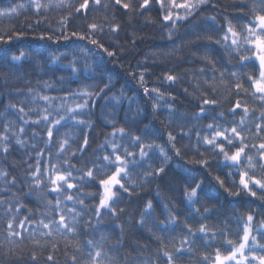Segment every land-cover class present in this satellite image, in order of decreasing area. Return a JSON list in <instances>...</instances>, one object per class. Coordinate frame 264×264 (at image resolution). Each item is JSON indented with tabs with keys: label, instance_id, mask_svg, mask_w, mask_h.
<instances>
[{
	"label": "snow or ice",
	"instance_id": "obj_1",
	"mask_svg": "<svg viewBox=\"0 0 264 264\" xmlns=\"http://www.w3.org/2000/svg\"><path fill=\"white\" fill-rule=\"evenodd\" d=\"M112 2L116 6H122L124 10L138 14L148 11L153 4L158 5L162 12V22L171 25L168 29V38L171 39L177 25L196 15L209 0H183L182 3H177L176 0H140L136 9L133 8L131 0ZM91 5L99 7L102 0H91ZM91 5L90 0H83V3L74 8L71 0H48L47 3L42 0H27L26 4L16 2L0 7V18L10 19L27 11L40 17L53 7L67 8L68 14L59 20V29L42 31L33 39L55 41L57 46L60 40L68 44L87 40L102 50L100 56L90 55L86 48L74 49L71 54H45L46 49L34 50L35 55L31 56V59L35 60L36 67L40 68L42 74H48L44 72V66L47 65L52 74L61 71L68 75H61L54 80L37 81L39 87H28L26 92L16 89L8 93L24 96L25 99L15 103L9 101L4 110L0 111V118H5L0 130V207L4 208V215L10 217L5 222L6 238L10 241L17 238L22 240L24 232H28L29 236L38 234L48 241L59 235L65 241L66 250L70 248L73 252L68 256L67 264H180L185 253L193 251L197 239L208 238L214 243H221L216 239L221 236L225 239L221 247L216 249L214 258L205 255V261L211 258L212 264H264V222L257 227L251 212L247 214L242 227L237 228L236 240L226 237L229 231L227 220L219 231H214L206 223L197 221V217L206 220L215 209L202 203L211 198L210 192L205 190L204 180H198L194 171L189 168L182 169L185 181V219L177 217L172 210L176 206L169 201L172 203L171 208L168 203L161 202L166 218L160 220L153 201L148 200L141 208L135 225L138 230L147 231L149 238L157 245L156 251L151 253L147 250L149 245L136 242L132 251L122 257L114 254L124 248L129 231L125 223H120L125 209L120 208L119 204L125 195L130 198L135 195L138 198L152 180L162 174L166 175V169L173 156L184 158L188 152H192L199 156V159L193 158L189 163L207 170L209 174L213 165L217 170L228 169L224 176L228 177L230 186H226V180L217 174L213 177L215 184L210 186L212 190L223 189L229 196L244 194L264 202V0H252V18L242 26L241 31H237L238 26L229 21L223 36L214 40L229 57H239L241 68L258 61V75L220 70L216 67L217 62L205 50L201 60L210 66L212 77L209 79L205 76V68L196 69L191 77L195 81L193 91L190 93L188 88L182 89L186 96L196 101L197 111L180 112L174 107V96L169 94L165 97L160 88L145 86V76L151 74L147 69L133 73L139 77L138 83L142 87L144 97L152 102L154 117L161 111L166 112L167 115L162 121L164 127L177 129L175 134L171 130L167 131L163 143L157 142L160 139L159 130L152 126L151 121L140 128L139 135L132 134L125 127H116L118 110L125 101L128 105L124 114L125 124L141 123L145 109L137 103L135 93L131 96L126 93L125 86H121L118 94L114 91L115 83L105 69L103 54L113 58L116 51L109 50L98 38H94L104 34V25L93 22L87 25V34L77 31L66 34L73 16L85 15L91 10ZM103 6L107 8L108 5ZM203 19L206 25H213L216 21L215 16H206ZM41 22V19H37L34 24L38 26ZM119 28V24L108 25V31L113 34L118 33ZM27 30H33L32 23L27 24ZM206 31L210 32L211 29ZM22 36V32L15 34L16 39H21ZM197 38L213 41L210 34ZM12 39L13 37L9 36L5 40V37L0 35V41L4 43H10ZM29 58L30 54L24 51L9 56L8 49L0 50V62L5 66H14L15 62ZM65 60L66 64L63 63ZM138 66L144 67L143 64ZM217 72L219 84L228 89L229 96L233 91L237 96L241 92L245 95L251 94L261 106L258 109L259 116L256 115V110L250 109L240 99L235 101L227 113L215 111L221 106V100L210 97L208 92L210 91L213 97L219 92ZM185 74L187 73L168 72L163 75V80L174 86L183 83ZM226 76L229 80L225 79ZM245 79L250 85L249 88L244 87ZM230 81H234L231 87ZM72 84L77 87L71 88ZM202 84L207 90L202 88ZM41 88L45 91L62 92L63 95L45 94ZM169 100L171 102H168ZM133 104L136 105L135 109ZM98 106L106 110L105 124L113 130L106 134L105 140L93 151L92 156L84 160L82 166L77 167L71 161L78 160L90 147L89 132L95 127L91 117L94 115L93 109ZM238 111L239 119L236 118ZM10 115H14L15 119H9ZM204 120L209 122L204 124ZM187 121L191 123H184ZM69 125L72 129H79L77 135L73 136L70 131L60 132L61 128H67ZM28 129H31V132ZM255 138H259L261 142H247ZM185 140L187 142L182 143ZM14 148L28 152V160L35 161L34 164L28 160L22 161L25 167L19 179L17 176L10 177L5 167L8 164L7 156ZM53 148L56 149L55 152L52 151ZM98 152L102 155H98ZM170 152L172 155H169ZM10 166L17 168L20 164ZM74 172L79 175H73ZM135 173L140 174L139 180L133 179ZM236 176L239 177L238 182L234 179ZM93 187L98 191H84L85 188ZM21 188L27 189L23 195L19 192ZM137 188L141 191L137 192ZM34 194L40 206L39 218L33 220L32 216L36 213L28 209V215L19 219V213L26 210L23 201ZM50 196L54 199H50ZM86 200L93 203L88 204ZM196 205L200 207H195ZM261 207H264V204ZM105 215L112 218V224L104 222ZM189 220L199 223V226L194 228L193 224L188 223ZM241 220L238 216L234 223L240 226ZM81 231L91 238L81 241ZM173 233L178 234V242L177 235ZM201 233L204 234L203 237L199 235ZM34 243L38 247H44L40 245L39 240ZM205 243L207 244V240ZM49 246L53 252L58 249L56 243ZM222 248L225 249L223 252ZM65 254L67 255V251ZM30 259L36 264L39 257L36 252H32ZM46 264H56L53 254L47 255Z\"/></svg>",
	"mask_w": 264,
	"mask_h": 264
},
{
	"label": "trees",
	"instance_id": "obj_2",
	"mask_svg": "<svg viewBox=\"0 0 264 264\" xmlns=\"http://www.w3.org/2000/svg\"><path fill=\"white\" fill-rule=\"evenodd\" d=\"M27 3V0H0V7H6L9 3ZM42 2L47 3L48 0H42ZM123 2H129V0H123ZM133 8L139 7L140 0H131ZM177 3H182L183 0H176ZM73 8L83 3V0H71ZM107 4V8L103 5ZM91 5V0H90ZM252 5V0H209V2L203 6L199 12L190 18L187 22L181 21L177 25V30L173 34L172 38H168V29L171 25H167L162 22V12L159 10V6L153 4V6L146 12L137 13L135 11L129 12L128 10L122 9V6H116L112 0H102V5L97 7L91 5V10L85 15H74L72 20L68 25L66 34H70L71 31H77L87 34V25L89 23H100L104 25L105 31L103 35H98L94 38H98L105 47L109 50L115 49L116 56L109 58L106 53L103 54L105 61V69L107 73L111 74L113 81L115 83L114 91H117L121 86H125L126 93L131 96L134 93L137 96V103L140 104L142 108L145 109L144 118L139 124H125L124 114L125 109L128 105L125 101L120 109L118 110V115L116 119L118 123L116 127H125L127 130L132 132L134 135L140 134V128L144 124H151L154 128L159 130L158 135L160 139L157 140L158 143H163L166 139L167 131H177V129H166L162 121L167 115L166 112H159L153 115L151 108V100H148L143 95V90L141 85L138 83V75L134 76L133 73H139L147 69L151 74L145 76V81L147 82L145 86L152 88L158 87L162 92L165 93V97L169 94L174 96L175 104L174 107L179 109L180 112L192 113L197 111L196 101L191 97L186 96L182 89L188 88L189 92L193 91L192 74L196 69L205 68V76L211 78L213 73L210 70V66L201 60V55L205 50L208 51L211 58L215 60L216 67L220 70L227 69L228 72L240 71L246 74L255 73L258 75L259 64L258 62L249 63L246 67L241 68L239 63V57L234 55L229 57L223 50L222 46L214 43L215 39L223 36L228 22L230 21L236 28L237 31L242 30V26L246 25L252 18V13L250 11ZM69 9L67 8H51L47 12L41 14L40 17L32 15L31 11H27L22 15L14 18H0V35L5 37V40L9 36L13 39L10 43H4L0 41V50L8 49V55L19 54L20 51H24L30 54L28 60L22 59L21 61L15 62L14 66H5L4 63L0 62V111H3L6 104L11 101L12 103L18 100L25 99L24 96L8 95L10 92H14L16 89H21L27 91L28 87L37 88V81H46L49 79H56L61 75H68L66 72H55L52 74L49 71L47 65L44 66V72L48 74H42L40 68L36 67L34 59L31 56L35 55L34 50H45L47 53L59 54L66 52L71 54L74 49L86 48L88 49L90 55L100 56L101 51L96 46L92 45L89 41H78L75 44H68L66 41L60 40L59 46H57L55 41H39L33 39V37L39 35L40 32H47L51 29H59V20L61 17L68 14ZM183 14V13H181ZM215 16L216 21L213 25H206L204 23V17ZM107 17V21H105ZM41 19L42 22L37 26L34 21ZM27 21V22H26ZM33 24V30H27V24ZM109 24H119L120 28L118 33L113 34L108 31ZM207 29H211L207 32ZM17 32H22L23 36L21 39H16L15 34ZM206 34H210L213 37V41H208L206 39H198L197 37H203ZM67 45V46H65ZM64 64L67 60L63 61ZM139 64H143L144 67H139ZM55 67V66H52ZM171 72L172 74H184L183 83L170 86L166 81L163 80V75L165 73ZM217 84L219 86V92L213 97L212 93L209 91L208 94L212 98L221 100V106L216 108V112L227 113L228 109L233 106L237 99L245 102L250 109L256 110V115L259 116V108L261 107L259 103L251 96V94L245 95L243 92L239 96L233 91L232 95L229 96L228 89L219 84V73H216ZM229 80V77H225ZM7 81V82H5ZM26 81H30V84H26ZM234 83L230 81L229 86ZM202 88L206 89L205 85H201ZM76 84H72L71 88L75 89ZM244 87L249 88L250 85L247 80H244ZM45 94L57 96L63 95L62 92L57 91H45ZM228 97V99H224ZM168 102H171L170 100ZM42 104V102H41ZM31 107V105H29ZM111 105H109V108ZM136 105L133 104V109ZM27 110V109H26ZM94 115L91 117L95 124V127L89 132L90 147L88 151L83 156L79 157L78 160H72L71 163L76 164L77 167L82 166V162L92 156L94 150L103 143L106 134L112 132V127L106 126L104 116L106 115V110L97 107L93 109ZM9 119H15L14 115H10ZM34 118V117H33ZM239 119V111L236 117ZM5 118H0V130H2V124ZM209 121L204 120L203 123L207 124ZM184 123H191L187 121ZM31 132V129H28ZM70 131L73 136L77 135L79 129H72L69 125L67 128H61L60 132L64 133ZM87 131V129H85ZM264 135V134H262ZM82 143V140L80 141ZM187 141H182L186 143ZM195 142V135L193 134V143ZM248 143L258 144L261 142L259 138L250 139ZM42 146V145H41ZM180 146L179 144L177 145ZM76 147V145H74ZM55 148L52 149L55 152ZM203 151V149H201ZM102 155L101 153H97ZM254 154V153H251ZM169 155H172L170 152ZM29 153L21 149H13L11 153L7 156L8 164L5 165L10 177H19L23 174L25 165L22 163L24 160H28ZM193 158L199 159L192 152H188L184 158H179L173 156L167 169L166 175L162 174L159 178L154 179L150 184L145 186V190L141 192L140 196L137 198L133 195L131 198L124 196L123 201L119 204L120 208H124L125 212L121 215L120 223H125L127 232L126 242L123 249H120L115 255L123 256L128 252L132 251L136 242L141 245H149L148 251L154 253L157 249V245L149 238L147 231L143 229H137L135 221L139 219V213L144 203L148 200H152L155 208L156 215L160 220L166 218V213H163L162 203H168L169 207H172V203L175 204V208L172 210L175 212L177 217L181 220L185 219V201H184V185L185 181L183 179L182 169L189 168L194 171L198 180L203 179L205 182V190L210 192V199L203 201L205 206L214 208L210 216L206 220H200L197 217L199 223H206L208 227L214 231H219L224 226V222L228 221L229 231L226 233L228 239L236 240L238 236L235 235L238 227H242L243 221L246 219L247 214L250 212L254 215V224L260 227L262 222H264V207H261L264 202L259 201L248 195L241 194L240 196H229L227 193L220 189L215 191L211 189V185L215 184L213 177L217 174L221 175V178L226 180V186H230V181L228 177L224 176V172L228 169L217 170L215 165L212 166L211 174L205 169H201L196 165L189 163ZM2 159V158H0ZM47 160V156H45ZM29 163H35L34 160H28ZM53 162H55L53 160ZM158 167L159 164L154 162ZM11 164H20V167L12 168ZM90 166V165H89ZM43 167V165H42ZM114 170V169H113ZM73 175H79V173L74 172ZM139 173L133 175V179L139 180ZM234 179L238 182L239 177L236 176ZM75 183V181H74ZM218 187V186H217ZM235 189H233L234 191ZM16 191V189H13ZM27 191L26 188L19 189L21 195ZM84 191L96 192V188H85ZM140 192V188L136 189ZM54 199V197H49ZM131 200V203H129ZM171 201L172 203H169ZM26 205V210L19 213V219H22L25 215H28V209L32 210L36 215L32 216L33 220L38 219V211L40 206L38 205L35 194L28 197L23 201ZM86 203L92 204L93 201L86 200ZM69 206L71 204L69 203ZM6 207V206H5ZM195 207H200L196 205ZM202 210V209H201ZM241 217V225L238 226L234 223L237 217ZM10 217L4 215V208L0 207V264H33L30 259L32 252H36L39 259L36 264H46V257L49 254H53L55 257L56 264H67L68 256L72 255L73 252L70 248L66 250L65 241L59 235L54 236V238L45 241L38 234L36 236H29L28 232H24V239L8 240L6 238V220ZM229 218H231L229 220ZM87 219V217H85ZM104 222L107 224H112V218L105 215ZM188 223L193 224V227H198L199 223L189 220ZM30 227V226H29ZM118 234V232H117ZM242 234V233H241ZM177 235L178 242V234ZM203 237V233L199 234ZM86 238H91L86 236L84 231L80 233V240L83 241ZM115 238V237H113ZM217 240L221 243H214L210 239L205 238L197 239L196 245L191 253H185L182 257L180 264H212V259L214 258L215 251L217 248L221 247L225 237L217 236ZM39 240L40 245L43 248L38 247L34 241ZM207 240V244L205 243ZM51 243H56L58 249L53 252L49 246ZM107 247V246H106ZM227 246H225L226 248ZM225 249L222 248L223 252ZM67 251V255L65 254ZM226 254V253H225ZM207 255L211 257L207 261L204 260V256Z\"/></svg>",
	"mask_w": 264,
	"mask_h": 264
},
{
	"label": "rangeland",
	"instance_id": "obj_3",
	"mask_svg": "<svg viewBox=\"0 0 264 264\" xmlns=\"http://www.w3.org/2000/svg\"><path fill=\"white\" fill-rule=\"evenodd\" d=\"M258 62V61H257Z\"/></svg>",
	"mask_w": 264,
	"mask_h": 264
}]
</instances>
